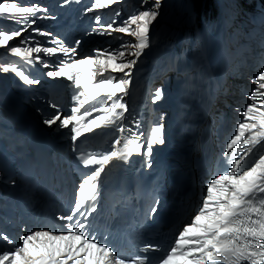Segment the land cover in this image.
I'll return each mask as SVG.
<instances>
[{"label": "snow or ice", "instance_id": "obj_1", "mask_svg": "<svg viewBox=\"0 0 264 264\" xmlns=\"http://www.w3.org/2000/svg\"><path fill=\"white\" fill-rule=\"evenodd\" d=\"M96 2L98 5H103L111 3L112 0H96ZM159 6L160 0H155L154 9H158ZM37 11V7L24 6L20 0H15V2L0 0V14L9 15L17 23L26 20L34 24L36 19H40L35 16ZM26 14H31L35 19H27ZM158 14L156 10L147 9L131 17L130 23L135 24L136 27L130 35L137 41L133 45L135 51L131 55L137 59L150 46V26ZM108 27L110 28L111 25ZM116 30L120 33H129V28L125 26H117ZM33 31L39 30L33 29ZM99 34L105 33L101 30ZM19 36H21L20 28L14 29L11 35L0 33V45H6L13 37ZM124 47L125 45L121 46V48ZM11 51L17 55L21 54L19 47H13ZM40 51L39 47L29 48L26 54L31 55L32 52L39 53ZM45 51L55 53L57 49L48 47ZM59 51L66 55L71 51L72 55H75V49L61 47ZM117 56L120 57L121 62H117ZM123 58L124 51L118 50L116 54L108 55L106 59L82 58L72 63H65L58 71L47 72L48 77H65L69 81H74L75 88L82 89L81 95L86 97L81 101V106L89 99H95L101 95L106 97L105 106L96 109L103 114L91 119L86 126L80 124L82 117L75 114L80 111V108H72L69 115L62 120V127L76 123L77 126L73 129V140L80 137L82 132H90L104 124H115L123 115V112H117L118 109H125V104L121 102L122 97L119 94L125 93L129 81L125 78L117 80L115 77L104 76L105 72L124 73L125 76H129L137 59L123 62ZM85 65L89 66L87 74L84 73L83 66ZM93 65L96 66L95 69L91 67ZM3 71L6 73L9 69L4 68ZM11 71L16 73L17 70L13 67ZM17 75L26 84L38 83L23 73H17ZM95 75L101 78L94 81ZM259 78L264 81V74H261ZM260 88L264 89V83L260 84ZM257 95L264 96V93L257 92ZM155 98L160 99L159 93ZM252 99L255 100L256 97L253 96ZM107 101H112L110 106H107ZM85 115H91V111L86 110ZM244 117L245 122L239 124V134L228 145L229 148L240 141L245 133L249 135L244 143L252 147L264 141V110L248 106ZM59 119L60 117L56 116L55 119H46L44 123L51 126ZM120 131L123 129L121 128ZM116 143L119 144L120 141L117 140ZM164 143V126L161 124L151 130V140L148 142L146 154L151 155L153 145ZM141 149V144L129 141L124 144L123 150L112 151L111 155H105L102 161L94 159L88 162L89 165L99 164L100 167L94 169L79 186L80 194L93 196L96 183L92 182H98L101 173L105 171L103 164L112 157L119 155L120 159L127 161L132 154L141 153ZM251 150L250 147L248 151L251 152ZM235 163L240 165L241 161L236 160ZM231 172L235 173L236 169H231ZM88 184L92 186L86 191ZM261 194H264V155H261L250 167L239 174L220 175L207 187L206 199L203 200L202 207L198 210L194 220L183 227L178 233V239L174 241V246L161 257L162 264H209V262L218 261L225 262V264H241L242 261H247L249 264H264V198H260L258 203L255 202ZM92 211H96L95 207ZM72 219V215L67 216V220ZM76 225L75 228L67 225L68 230L64 234H53L52 231L42 230L33 231L22 239V246L13 247L0 254V264H126V261L135 259V256H121L112 245L101 246L107 244L106 240L94 242V236L86 238V232L80 234L84 225L78 220ZM145 247L154 246L149 244ZM109 257L113 259L110 260Z\"/></svg>", "mask_w": 264, "mask_h": 264}, {"label": "rangeland", "instance_id": "obj_2", "mask_svg": "<svg viewBox=\"0 0 264 264\" xmlns=\"http://www.w3.org/2000/svg\"><path fill=\"white\" fill-rule=\"evenodd\" d=\"M146 1V5L148 6V7H153L154 6V3H155V0H144V2ZM161 4H162V0H160V6H161ZM160 6H159V8H160ZM158 8V9H159ZM8 35H10V34H8ZM16 40H18L17 38H15V37H13L8 43L10 44V43H13L14 41H16ZM19 44V42H17V44H13V47L14 46H17Z\"/></svg>", "mask_w": 264, "mask_h": 264}, {"label": "bare ground", "instance_id": "obj_3", "mask_svg": "<svg viewBox=\"0 0 264 264\" xmlns=\"http://www.w3.org/2000/svg\"><path fill=\"white\" fill-rule=\"evenodd\" d=\"M142 54H143V53H142ZM208 83L211 84L212 82H211L210 80H208ZM133 104H134V103H133ZM131 107H134V105L131 106ZM205 114H207V113H205ZM193 121H194V120H192L191 123H193Z\"/></svg>", "mask_w": 264, "mask_h": 264}]
</instances>
